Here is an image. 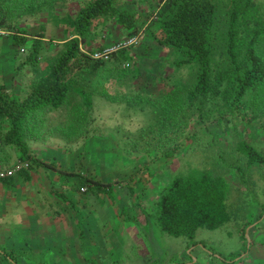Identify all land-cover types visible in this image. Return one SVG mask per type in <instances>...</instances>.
<instances>
[{
    "label": "trees",
    "instance_id": "16d2710c",
    "mask_svg": "<svg viewBox=\"0 0 264 264\" xmlns=\"http://www.w3.org/2000/svg\"><path fill=\"white\" fill-rule=\"evenodd\" d=\"M78 3L69 36L58 40L43 33L32 36L20 23L60 4L70 7L72 0H0V29L10 33L21 61L18 70L27 65L32 71L20 92L0 85V163L6 168L16 162L29 164L0 180L14 182L17 175L29 177L46 167L57 171L67 189L110 190L111 182L36 156L32 142L58 139L70 146L96 133H114L127 157L156 159L160 154L175 156L187 143L193 148L199 139L210 149L212 161L162 185L152 211L156 222L167 234L186 237L189 245L200 229L215 230L231 222L239 225L242 238L254 224L248 234L264 235V183L252 178L264 180V146L251 133L254 128L256 136H264V0H157L156 7L145 12L137 5L123 8L121 0ZM112 24L126 29L127 37L156 45L169 64L188 71L181 76L164 73L153 90L144 91L139 84L141 56L133 48L138 44L107 57L92 54L107 46L99 37ZM22 49L27 51L24 57ZM102 107L115 108L122 118L113 126L101 124ZM140 112L144 119L131 126L130 117ZM242 122L243 131L238 128ZM214 125L221 127V139L212 133ZM233 148L239 156L235 160ZM224 165L229 171L218 172ZM242 189L262 208L253 219L255 210L242 215L231 200L233 192L240 196ZM5 256L8 264L19 263L16 252ZM243 259L218 260L232 264Z\"/></svg>",
    "mask_w": 264,
    "mask_h": 264
},
{
    "label": "rangeland",
    "instance_id": "374dc122",
    "mask_svg": "<svg viewBox=\"0 0 264 264\" xmlns=\"http://www.w3.org/2000/svg\"><path fill=\"white\" fill-rule=\"evenodd\" d=\"M72 2L70 7L60 6V4L56 6L57 8L46 9L20 24H28L30 33L34 35L43 33L49 39L51 37L59 38L63 34L67 35L72 27L71 15L78 7L79 0H72ZM156 4L157 0H148L147 2L138 0L137 3L134 0H121V7L133 8L137 5L142 12L152 11ZM127 36L126 29L112 24L99 37V41L111 45ZM133 48L141 56L138 59L139 68L142 71L139 84L144 88V91L153 90L158 83L159 76L164 73L181 76L188 71L185 68L176 67L175 64H169L166 61L168 59L165 52L160 51L156 45H151L148 41L139 42ZM26 53L25 50L20 55L24 57L27 55ZM98 114L101 124L112 126L119 122V118H122L119 111L113 107H102L98 109ZM130 119L132 121L130 125L135 127L138 120L141 121L144 117L140 112L134 113ZM125 120L129 122L127 116ZM220 128L215 125L211 128L212 133L219 139L223 135ZM238 128L241 131L245 130L244 122ZM251 133L253 138L257 139L256 143L264 146V136H256L254 128ZM207 139L215 148L216 144L212 137L209 135ZM117 142V134L101 135L96 133L84 142L70 145L72 148H69V145H57L58 143L39 145L40 155L43 157L51 155L52 159H58L56 161L62 167L88 173L104 182H111L112 188L110 190L102 188L98 192L90 188L85 193L75 190L80 196L92 197L94 201H97L99 226H95V230H97L96 233L93 232V236H98L94 238L97 242L95 250L85 248L81 254L78 250L72 256H66L60 254L58 249L41 248L36 252L35 261L38 258H44L49 263L60 264V259L66 257L71 264H76L75 262L83 264H229L218 259L227 258L230 260L236 257V260L244 259L232 264H264V235L260 233L256 236V233L252 231L250 235L242 238L238 231L239 225L234 222L226 223L215 230L200 229L195 242L190 245L186 237L167 234L156 222V216L152 211L158 190L162 185L182 171L187 172L195 166L203 167V163L212 161L213 156L208 154L210 149L205 148L202 140L196 139L193 142L192 146L196 144L193 148L187 143L183 150L178 151L173 157L160 154L156 159L153 158V155L127 157L120 150ZM231 153L234 156L233 160L239 158L236 149H231ZM228 167V165L227 167L224 165L218 172L227 173ZM252 178L264 183L259 175H253ZM62 189L68 193L67 184H63ZM259 191L260 189H257L258 195H261ZM249 193V190L246 192L245 189H242L239 196V191L235 190L231 200L239 205L242 215H247L255 210L256 212L251 217L253 219L261 213L262 208L256 206L257 203L253 199V195ZM59 195L62 196V194ZM64 198L68 199V196L66 195ZM261 199L264 200V195H261ZM243 204L248 205V210ZM255 225H251L248 230H251ZM81 235L82 237H92L90 232L81 233ZM7 241L5 238H0V247H8L9 242ZM60 242L61 239L55 238L56 245L59 246ZM71 242L78 244L79 239H73ZM83 243H87L86 238ZM245 248L247 249L245 250ZM12 252L15 253V250ZM33 254L34 252H32ZM1 256L0 263L5 262Z\"/></svg>",
    "mask_w": 264,
    "mask_h": 264
},
{
    "label": "crops",
    "instance_id": "0c3cea01",
    "mask_svg": "<svg viewBox=\"0 0 264 264\" xmlns=\"http://www.w3.org/2000/svg\"><path fill=\"white\" fill-rule=\"evenodd\" d=\"M32 17L34 16L30 18L32 19ZM21 25H25L30 33L28 24V26L26 24ZM69 34H63L57 39H66ZM9 35L10 33L6 31L0 34V85L14 86L16 91L20 92L19 90L27 78L32 75V71L27 65H22L18 70L17 65L21 63L16 58L17 49ZM95 47V45H91L92 49ZM47 143L65 145L63 141L58 139H52ZM40 144L42 142H32L31 152L33 154L49 161L58 160L52 159L51 155L46 157L40 155ZM15 155L17 156L16 152ZM16 156H14L15 159ZM56 162L59 164L58 161ZM6 167L0 163V168ZM62 188L63 183L57 171L46 167L37 168L30 173L29 177L22 174L17 175L14 182L5 183L0 180V238H5L9 242L8 247H0V255L5 261L0 264H8L5 255L12 250L19 254L18 264H37L35 255L41 248L58 249L60 254L66 256H72L78 250L81 254L85 248L95 250L97 242L94 238L98 236H93V234L97 230H95V226H99L97 201H94L92 197L80 196L73 189H66L67 193ZM87 191L86 189L81 190L82 193ZM59 194L62 196L60 197ZM66 195L68 199L64 198ZM89 232L92 233V237H82L81 233ZM78 233L80 235H77ZM55 238L61 239L59 246L54 243ZM85 238L87 243L84 244ZM73 239H79V243L71 242ZM32 252H34V259L28 258ZM60 260V264H71L66 257ZM43 264L52 263L44 261Z\"/></svg>",
    "mask_w": 264,
    "mask_h": 264
},
{
    "label": "built area",
    "instance_id": "2783aa9c",
    "mask_svg": "<svg viewBox=\"0 0 264 264\" xmlns=\"http://www.w3.org/2000/svg\"><path fill=\"white\" fill-rule=\"evenodd\" d=\"M4 30L0 29V34L4 33ZM139 43V37L138 36H129L126 37L123 40H120L118 42H115L111 45H107L104 49L99 50L95 49L92 51L93 56L95 57H107L111 52L118 51L124 47L133 46ZM22 51H25V49H22ZM127 65H130V63H127ZM29 164L27 162H16L13 166L8 168H0V177L5 178L11 175H14L19 170H21L24 166H28ZM85 190V189H84Z\"/></svg>",
    "mask_w": 264,
    "mask_h": 264
},
{
    "label": "water",
    "instance_id": "95a60500",
    "mask_svg": "<svg viewBox=\"0 0 264 264\" xmlns=\"http://www.w3.org/2000/svg\"><path fill=\"white\" fill-rule=\"evenodd\" d=\"M246 234H247V236L249 235V234H248V231H247V233H246Z\"/></svg>",
    "mask_w": 264,
    "mask_h": 264
}]
</instances>
